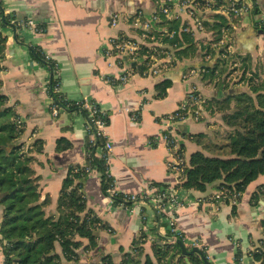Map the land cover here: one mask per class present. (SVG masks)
I'll list each match as a JSON object with an SVG mask.
<instances>
[{"label": "crops", "instance_id": "1", "mask_svg": "<svg viewBox=\"0 0 264 264\" xmlns=\"http://www.w3.org/2000/svg\"><path fill=\"white\" fill-rule=\"evenodd\" d=\"M162 1L2 0L11 20L33 21L44 29L43 33L16 30L12 24L0 22L3 39L0 95L6 99V108L16 112L24 129L17 144L23 146V151L32 159L30 167L37 180L39 203L48 199L43 205L45 213L57 214L59 195L69 170L88 164V134L84 113L64 111L58 117L52 115L47 90L50 73L31 52V47H40L58 63L62 91L67 99H89L107 112V135L113 145L109 165L116 191L143 196L154 187H169L179 190L185 201H189L176 211L166 207L158 226V215L151 205L142 207L143 213L138 206L133 212L114 206L103 192L102 174L94 171L83 180L84 193L88 210L101 219L104 228L97 231L98 247L91 252L80 250L79 261L71 264H101L102 258L108 255L120 263L123 254L130 252L134 241L141 237L145 254L152 257L154 241L160 238L170 243L166 238L167 221L171 216L177 219L187 250L198 248L206 252L210 264H234L238 252L246 264H255L249 252L264 240L260 223L264 218V195L258 194L255 200L252 197L264 186V175L252 182L235 204L211 201V197L220 192L221 182L211 184L206 192L178 186V176L167 166L171 153L162 141L166 128L161 120L178 111L192 91L197 90L203 100V117L173 124L177 146L188 164L191 155L198 151L210 157H232L225 148L229 143L227 134L232 129L223 120L230 111L215 110L212 103L231 95H252L247 82L252 76L264 82V0H255L254 16L233 20L232 49L227 64L231 71L220 78L211 80L201 74L188 76L191 69L200 70L206 64L201 47L213 38L207 29V33L192 37L200 49L196 56L177 58L173 68L157 76L143 74L146 68L127 57L121 62L106 59L104 52L112 48L113 40L142 42L143 30L137 21L151 19ZM116 15L118 25L113 27L111 21ZM178 21L180 28L194 25L188 15H182ZM180 43L181 49L188 47L183 40ZM146 44L149 47L152 43ZM166 54L163 52L161 57ZM235 63L239 68L232 69ZM232 70H236L238 80H232ZM130 71L134 73L125 84L112 85L107 81L111 76L119 78ZM164 79H170L173 84L164 98H158L156 85ZM231 108L233 111L234 103ZM133 115H137L138 120H133ZM60 141L61 150H58ZM3 210L0 205V227ZM142 216L148 220L146 231ZM196 241L200 246H194ZM83 242L87 245L86 240ZM4 260L0 246V264H4Z\"/></svg>", "mask_w": 264, "mask_h": 264}, {"label": "trees", "instance_id": "2", "mask_svg": "<svg viewBox=\"0 0 264 264\" xmlns=\"http://www.w3.org/2000/svg\"><path fill=\"white\" fill-rule=\"evenodd\" d=\"M253 1L255 4L256 1ZM255 12L256 7L254 15ZM0 19L3 25L10 24L7 18L3 19L2 0ZM212 19L213 21L205 22V27L214 33L215 40H219L222 28L228 25L227 20L221 15H215ZM159 26H167L170 31L180 29L178 20L167 21L165 18ZM180 40L188 43V47L180 48L176 52L179 60L193 58L198 54L200 49L190 35L183 34L182 38L177 36L172 42L182 46ZM2 46L3 39L0 36V62ZM201 51L213 53L209 45L201 47ZM31 52L39 64L50 66V63L45 61L43 49L31 47ZM228 61V58L215 60L212 65L205 66L207 72L201 75L211 80L222 77L229 71ZM247 82L252 95L247 93L231 95L222 101L212 103L215 110L230 111L223 120L226 126L232 129L227 134L229 143L225 146L232 157L227 159L210 157L201 151L192 154L185 175L178 186L186 190L206 192L208 186L221 182L219 189L229 190L230 196H234L238 202L248 186L264 175V82L253 76L247 79ZM172 84L170 79L159 82L156 85L158 98H164ZM65 98L64 95L61 102L58 100L62 106L64 105V111H80L87 119L86 111H81L73 101L67 102ZM69 103L73 105L68 108ZM106 121L109 125V117ZM23 133L24 129L19 124L18 115L11 108H6V99L0 95V205L4 207L0 227V246L3 249L4 264L78 262L80 250L91 252L98 247L97 231L104 228L101 219L87 208L83 180L89 174L85 172V166L72 167L59 195L57 214H46L43 205L48 199L43 204L39 203L37 180L33 178L34 172L30 167L32 159L23 151V146L17 144ZM61 145L60 141L58 150H61ZM96 151L97 147L88 136L87 165L102 174L103 192L108 196L109 183L105 182L104 174L106 165L94 157ZM258 194L264 195V186L258 189V193H255L252 199H257ZM122 197L121 193L115 197V205L123 202ZM225 203H230L228 198ZM127 206H130V203ZM260 223L264 232V218ZM142 238L134 241L130 252L123 254L120 263L115 262L113 257L108 255L102 258L101 264H206L200 255L194 254L189 257L183 255L177 242L167 243L160 238L151 246V257L145 254V243ZM84 240L87 241V245H84ZM203 254L208 258L206 252ZM249 254L255 264H264V240H261L259 246ZM241 257V252H238L236 260Z\"/></svg>", "mask_w": 264, "mask_h": 264}, {"label": "built area", "instance_id": "3", "mask_svg": "<svg viewBox=\"0 0 264 264\" xmlns=\"http://www.w3.org/2000/svg\"><path fill=\"white\" fill-rule=\"evenodd\" d=\"M254 10L255 4L253 0H164L159 4L157 11L154 12L151 19L145 20L144 22L140 20L137 21V25L143 30L142 42H137L132 39L113 40L111 42L112 48L105 50L104 57L111 60L115 59L120 62L123 60V57H127V59L132 62H140V64L146 68L143 74L157 76L162 73V71L169 70L176 65L177 56L175 55V51L182 48V46L178 43H173L172 41H174L177 36L182 38L183 34H188L194 38L198 34L207 33L205 22L209 21L207 18L211 16L208 15V13H211L214 14L213 16H223L227 20L228 25L222 28V35L219 40H215L214 33L211 32L213 38L204 45H209L211 50H213V53L202 51L203 61L206 63L205 66H207L219 58H229L232 49L230 29L233 20L244 16H254ZM182 15H188L193 18V27H190L189 24L181 27L179 31H170L167 26H159V24L163 22V18L167 21H175L179 20ZM4 18H7L9 23L12 24L16 30L30 29L37 33L44 32V29L37 26L33 21L15 22L11 20L10 14L3 8V19ZM118 20L119 18L117 15L112 18L111 24L113 27L118 25ZM146 43L152 44L148 47V44ZM163 52L167 53L165 57H161ZM44 54L46 63H50V66H43L47 68L50 73V78L47 84V90L51 100L50 109L52 115L58 117L60 113L64 111V105L62 106V104L58 102V100L61 102V99L64 98L59 65L52 57L45 52ZM205 66L200 70H190L188 76L193 77L197 74L206 73L207 70ZM236 67V63L232 65V68L235 69ZM133 73L134 71H130L129 74L123 75L119 78L111 76L107 81L112 85L117 83L125 84L131 78ZM56 96L58 99H56ZM65 100L67 102L70 101L67 98H65ZM73 102L78 109L87 112V134L92 143L97 147L94 157L103 161L106 165L104 172L105 182L109 183L107 193L114 206L122 207L133 212L137 206L141 209L144 206L151 205L158 215V221H156V224L158 223L159 226L161 223L160 218L164 215L166 207H171L173 211H176L188 204L187 202L189 201H185L179 190L169 187H154L150 193H146L143 196L123 194V202L119 205H115V197H118L120 192L116 191L115 180H112L113 177L110 172L109 160L113 153V145L107 135L108 123L106 118L108 117V114L92 100L84 99ZM73 104L69 103L67 107L69 108V106H72ZM202 104V96L197 90H194L178 111L161 120L166 128L162 136V141L171 153V159L168 161L167 166L172 173L178 176L179 184L185 175L188 163L183 152L177 146L176 140L173 136V124L184 121L188 118L194 120L201 119L203 117ZM132 118L133 120H138L137 115H133ZM85 172L91 174L94 170H92L91 166L86 165ZM229 196V190H220L218 194L211 197V201L225 203L228 198L231 203L235 204L236 200L234 196ZM128 203H130V206H127ZM142 219L144 223L143 230L146 231L148 229V220L143 216ZM167 224L169 226V233L166 238L168 239V242L174 243L176 240L184 242L185 237L182 231L178 228L177 219L174 216H171L167 221ZM194 246L197 247L200 246V244L196 241ZM234 264H246L245 258L242 256L238 261L235 260Z\"/></svg>", "mask_w": 264, "mask_h": 264}, {"label": "water", "instance_id": "4", "mask_svg": "<svg viewBox=\"0 0 264 264\" xmlns=\"http://www.w3.org/2000/svg\"><path fill=\"white\" fill-rule=\"evenodd\" d=\"M176 242L180 245L181 250H182V253L186 257H189V256L194 255V254H198V255H200L203 258V260H204V262L206 264H210L209 261H208V259L203 254V251L202 250H200L198 248H194L193 250L188 251L187 248L185 247L184 243L181 240H176Z\"/></svg>", "mask_w": 264, "mask_h": 264}, {"label": "rangeland", "instance_id": "5", "mask_svg": "<svg viewBox=\"0 0 264 264\" xmlns=\"http://www.w3.org/2000/svg\"><path fill=\"white\" fill-rule=\"evenodd\" d=\"M208 15H210L211 17H208L207 19H208V20H211L214 14L208 13ZM211 21H213V19H212ZM185 59H186V58H185ZM237 67L239 68V66H237ZM232 69H234V68H232ZM191 70H192V69H191ZM229 71H231V70H229ZM229 71H228V72H229ZM189 72H190V71H189ZM231 73L234 74V75H233L234 77H233V76L231 77L232 80L237 79V78H235V77H237V75L235 74V73H237L236 70H232ZM240 74H241V73H240ZM242 74H243V73H242ZM237 80H238V79H237ZM205 142H206V141H205ZM26 155H28V153H27Z\"/></svg>", "mask_w": 264, "mask_h": 264}]
</instances>
